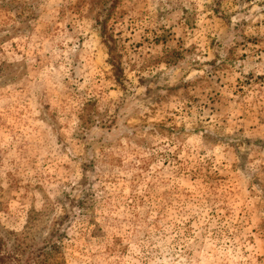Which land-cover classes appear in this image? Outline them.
<instances>
[{"label":"rangeland","instance_id":"374dc122","mask_svg":"<svg viewBox=\"0 0 264 264\" xmlns=\"http://www.w3.org/2000/svg\"><path fill=\"white\" fill-rule=\"evenodd\" d=\"M0 259L264 264V0H0Z\"/></svg>","mask_w":264,"mask_h":264},{"label":"trees","instance_id":"16d2710c","mask_svg":"<svg viewBox=\"0 0 264 264\" xmlns=\"http://www.w3.org/2000/svg\"><path fill=\"white\" fill-rule=\"evenodd\" d=\"M2 263H4V262H2V260L0 259V264H2ZM5 264V263H4Z\"/></svg>","mask_w":264,"mask_h":264}]
</instances>
